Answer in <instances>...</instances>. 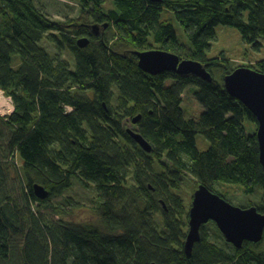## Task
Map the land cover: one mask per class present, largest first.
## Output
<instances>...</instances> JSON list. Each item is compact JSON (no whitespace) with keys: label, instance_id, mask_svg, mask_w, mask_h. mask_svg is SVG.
<instances>
[{"label":"trees","instance_id":"1","mask_svg":"<svg viewBox=\"0 0 264 264\" xmlns=\"http://www.w3.org/2000/svg\"><path fill=\"white\" fill-rule=\"evenodd\" d=\"M78 2L86 18L111 32L100 39L81 24L68 32L60 30L59 41L51 34L52 42L71 51L72 69L39 45L57 25L34 0H0L8 13L6 25L0 27V88L15 107L4 124L10 132L8 148L22 161L26 197L45 203L75 175L94 186L100 201V228L83 224L46 229L39 219L32 221L26 245L41 234L50 247L49 261L40 259L38 264H264V253L250 249L252 243L227 253L203 233L187 258L181 241L183 205L169 190L187 173L209 187L235 184L251 194L259 186L264 194L256 135H247L242 124L245 117L257 121L224 88V76L234 69L230 61L206 56L217 25L237 29L245 42L258 46L257 40L264 38V0H113L108 11L104 0ZM163 12L173 14L189 45L179 42L173 16L164 20ZM77 37H87L88 44L78 47ZM152 43L156 49L200 62L212 80L171 71L144 72L133 51L148 50ZM12 55L20 56L17 69L11 66ZM216 64L222 66L220 81L209 68ZM249 67L264 73V59ZM189 85L197 87L194 95L205 108L197 121L185 119L180 107L181 92ZM114 98L116 107L110 106ZM64 105L73 110L67 113ZM136 115L137 130L152 147L149 153L122 125L124 117ZM196 134L209 142L206 150L196 146ZM162 157L167 168L157 175L155 160ZM129 170L133 184L128 182ZM35 184L49 192L46 199L35 196ZM162 188L169 199H158ZM160 200L167 206L161 211L164 232L152 221L162 207ZM4 209L0 208V259L8 256L10 243ZM35 248L33 244L22 251L26 264H35Z\"/></svg>","mask_w":264,"mask_h":264},{"label":"rangeland","instance_id":"2","mask_svg":"<svg viewBox=\"0 0 264 264\" xmlns=\"http://www.w3.org/2000/svg\"><path fill=\"white\" fill-rule=\"evenodd\" d=\"M34 2L39 10L42 11L50 21L57 25L55 29L48 31L42 36L39 45L43 47L51 57L66 62L72 69L74 68V58L71 51L66 46L57 42H52L51 39L54 36H50L51 34L56 35V40L59 41L61 39L58 34L60 30L68 32L74 29V26L84 24L88 26V29L94 35L96 34L99 36L100 39H106L110 36L111 29L106 31V28L102 26V24H97L91 19L86 18V13L84 10L82 11L78 0H34ZM112 3L113 0H104L103 9L108 11L113 8ZM6 16L8 17L7 10L0 3V27L6 25ZM172 16L173 14L171 15L168 12H163L164 20H169ZM171 21L179 42L189 45L184 30L179 26L174 16ZM215 30L216 37L210 42V48L206 51L207 58L227 59L230 61L232 68L244 66L250 69L252 68L249 67V65L255 66L258 60L264 59V38L258 39L259 45L255 46L253 43L245 42L238 30L233 27L217 25ZM114 39L115 38H113V40ZM149 46L148 50L158 48L154 43L149 44ZM117 47L122 48V45ZM122 50L124 51L123 48ZM19 65L20 56L12 55L11 66L17 69ZM209 68L213 77L217 81H220L222 66L216 64ZM165 83L171 84L172 81L166 80ZM71 89L74 91L76 87H71ZM196 90L197 87L195 85H189L181 92L180 107L185 119L197 121L200 115L205 111L204 106L197 101L194 95ZM0 94V97L5 100V103L0 107V208H5L4 210H6V213L4 215L5 211H3L2 215H4L5 220H7L10 226L9 254L5 259H0V264H26L22 251L27 247L30 248L33 244L37 245V248L34 249V263L38 264L40 259H45L47 262L50 258L48 253L50 247L48 244L45 245L46 242H44V237L41 234L35 235L33 237L34 242L29 245L25 243V237L32 227V221L39 219L46 229L47 227L53 229L59 225L83 224L100 228L102 226V219L98 214L100 201L97 198L94 186L87 182H82L75 175L71 178L70 185L67 188L63 189L62 192L58 194L51 195L45 203L32 201L26 197L27 179L23 172L22 161L8 148L10 132L4 124L6 117L11 115L14 111V102L12 97L1 88ZM116 101V98L112 99L110 101V106L116 107ZM63 107L67 113L73 110L70 105H64ZM131 119V116L127 118L124 117L123 126L137 129L136 124H133ZM242 124L247 135L256 133L257 124L253 123L250 119L245 117ZM195 142L200 151L206 150L209 147V142L200 134L195 135ZM165 161L164 157L158 161L155 160L154 168L157 175L162 174L167 168L164 164ZM129 179V184H133L131 172ZM199 184L203 183L198 182L197 179L190 174L182 173L178 181V187L172 188L169 186L170 192L176 194L181 199V204L183 205L182 218H180V221L183 223L181 227L185 236L189 229L188 213L192 204L193 193ZM206 186L210 190L213 189L221 193L225 199L234 205L248 207L250 205L257 206L261 204L264 207V194L259 186H256L254 192L251 194H246L241 186L235 184L214 183L213 187H209V185ZM160 193L161 194L157 195V197H160L158 199H169L167 197L168 194L163 188ZM161 201L163 200H160L159 204L162 207L153 214L152 221L155 228L160 232H164L166 228L161 211L162 208L167 210V208H164L167 206L164 201V205H162ZM200 233H203L204 236L208 238L209 242L223 248L227 253H232L234 247L232 244L225 241L222 233L213 221H208L201 225ZM181 241L183 244L185 237L182 238ZM246 243H252L249 245L250 249L264 253V235L257 243Z\"/></svg>","mask_w":264,"mask_h":264},{"label":"water","instance_id":"3","mask_svg":"<svg viewBox=\"0 0 264 264\" xmlns=\"http://www.w3.org/2000/svg\"><path fill=\"white\" fill-rule=\"evenodd\" d=\"M88 42L87 37H79L76 40L80 48L85 47ZM134 54L138 58V67L148 74L156 75L163 71H171L183 75L193 74L206 81L212 80L210 73L200 62L180 58L176 53L151 49L134 51ZM223 85L226 91L239 100L257 121L255 135L259 149V161L264 168V73L239 66L224 76ZM139 118L140 115H136L132 122H137ZM126 132L144 151H151L150 143L141 134L130 128H127ZM33 191L35 196L41 200L49 194L43 186L37 184L34 185ZM161 203L164 205L163 201ZM188 218L189 229L183 242V252L187 258L191 257L194 245L201 240V225L208 221L216 224L225 241L232 244L235 249H241L246 242L257 243L264 235V208L258 211L254 205L248 207L234 205L204 184H199L193 193ZM150 264L156 263L151 262Z\"/></svg>","mask_w":264,"mask_h":264},{"label":"bare ground","instance_id":"4","mask_svg":"<svg viewBox=\"0 0 264 264\" xmlns=\"http://www.w3.org/2000/svg\"><path fill=\"white\" fill-rule=\"evenodd\" d=\"M1 95V94H0ZM3 103H5V100L4 99H2L1 97H0V107L3 105ZM135 117V116H134ZM132 119H133V117H132ZM132 119H131V122H132ZM140 119V118H139ZM138 119V120H139ZM138 120H137V122H138ZM123 122L124 121H122V125H123ZM137 122H135V123H133V124H137ZM127 128H130V129H132V130H134V131H136V132H138V130L137 129H134V128H131V127H126V129ZM139 133V132H138ZM128 134V133H127ZM134 141V140H133ZM135 142V141H134ZM136 143V142H135ZM137 145L139 146V144L137 143ZM140 147V146H139ZM141 149H142V147H140ZM146 152V151H145ZM147 153H149V152H147ZM49 195V194H48Z\"/></svg>","mask_w":264,"mask_h":264}]
</instances>
